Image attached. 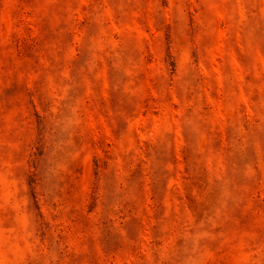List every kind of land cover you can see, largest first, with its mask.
<instances>
[{
  "label": "rangeland",
  "instance_id": "obj_1",
  "mask_svg": "<svg viewBox=\"0 0 264 264\" xmlns=\"http://www.w3.org/2000/svg\"><path fill=\"white\" fill-rule=\"evenodd\" d=\"M0 264H264V0H0Z\"/></svg>",
  "mask_w": 264,
  "mask_h": 264
}]
</instances>
